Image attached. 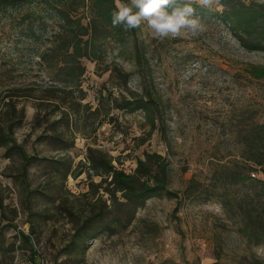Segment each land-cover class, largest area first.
I'll list each match as a JSON object with an SVG mask.
<instances>
[{
    "label": "rangeland",
    "instance_id": "1",
    "mask_svg": "<svg viewBox=\"0 0 264 264\" xmlns=\"http://www.w3.org/2000/svg\"><path fill=\"white\" fill-rule=\"evenodd\" d=\"M230 3L255 11L253 41L245 35L240 41L243 28L220 17ZM193 7L205 26L195 36L185 31L161 41L142 26L123 42L107 38L95 60L83 59L81 103L89 108L80 111V119L71 114L68 126L59 120L60 100L47 91L61 84L59 63L40 58L57 44L54 9L27 0L0 10V125L4 102L12 98L17 111L23 108L13 136L36 155L28 166L33 191L27 196L19 155L5 156L0 146V264L11 260L10 236L17 224L33 227L47 264H264V236L260 243L251 239V230L264 232L258 217L262 204L251 205L246 194L251 182L235 176L240 169L261 176L249 158L254 147L264 148V81L248 70L264 64V40L256 35L264 32V0H214L211 7ZM253 45L258 48L250 49ZM131 93L150 95L158 106V128L149 131L141 109L119 107L121 96ZM55 132L64 134L63 142ZM88 147L107 152L126 172L144 151L157 152L168 162L169 182L163 194L136 210L132 224L99 233L81 250L68 240L85 207L89 180L100 179L87 169ZM60 155L84 170L63 179L49 165V158ZM189 183L197 188L186 192Z\"/></svg>",
    "mask_w": 264,
    "mask_h": 264
},
{
    "label": "trees",
    "instance_id": "2",
    "mask_svg": "<svg viewBox=\"0 0 264 264\" xmlns=\"http://www.w3.org/2000/svg\"><path fill=\"white\" fill-rule=\"evenodd\" d=\"M22 1L27 0H0V10ZM38 1L51 6L58 21L57 44L49 49L51 51L49 56L44 51L40 54V58L46 61L47 57H49L48 60L59 63L57 73L61 84L59 86L51 84L47 91L49 92L48 95L60 100V106H56L58 112H60L59 120L64 121L68 126V122L70 120L72 122L71 114H77V118L80 119V111L88 107L87 103H81L83 98L80 78L86 68L82 60H95L103 42L107 38L111 37L113 40L123 42L126 36L134 34L136 29L125 31L121 26H112L111 13L116 10V0ZM124 2L127 3L128 0H124ZM229 5V10L220 14V17L224 21H233L243 28V34H238L237 36L240 41H243L244 35L253 41L252 37H255L256 31L254 25L257 20L255 11H243L242 9L245 7L243 3L239 5L230 3ZM80 9L88 10L87 14L86 11L79 13ZM256 35L261 36V39L264 40L262 29ZM249 48L256 49L258 46L253 45ZM136 51L137 53L140 51L138 46ZM248 71L252 77L264 81V64L251 66ZM121 97L120 108L130 111L141 109L149 125V131L158 128L156 125V120L160 117L158 116V106H154L149 94L131 93L128 97L124 95ZM113 99L115 101L118 100L115 97ZM4 103L6 105V118L4 125H0V146L4 147L5 156H10L12 153L19 155L21 160L19 175L25 194L28 196L33 191L29 189L27 183L28 166L36 159V155L33 153L30 155L13 136V129L22 118L23 108L21 107L20 111H17L15 101L12 98ZM53 137L60 142H63L65 138L62 132H55ZM252 150L251 158H249L251 160V168L254 169L259 166L263 169L264 148L254 147ZM143 155V157H136L135 161L137 162L133 170L126 172L123 167L120 168L112 162L113 158L107 152L93 147L87 148V167L100 179L97 182L90 179L88 190L82 194L85 207L78 214V219L68 240V244L73 249L74 247H78L81 250L84 249L87 243L101 232L112 234L120 229H125L129 224H132L136 210L140 209L147 199L159 196L167 189L169 168L166 158L157 152L144 151ZM72 160L64 155L55 156L49 158V165L52 170L60 172L63 179L68 174L75 177L84 168L80 164H76L73 167ZM232 165L239 168L238 164ZM220 166L223 168L227 167L226 165ZM245 173L243 169L236 170L235 176L238 177V181L249 180L251 182V191L246 194L251 195V205L254 202L262 204L263 213L260 216L258 215V217L264 226V179L250 177L248 173ZM196 188V186H192L189 183L185 191H194ZM1 189L0 187V206L2 204ZM220 203L223 207L227 206L225 201H220ZM25 204V206L29 205L28 202H25ZM66 209L68 210L70 207L67 206ZM242 213L244 218L248 217V214H246L248 213L247 208ZM27 215L28 219L32 216L29 211H27ZM3 217L2 212H0V218ZM32 231L33 227L30 228L31 233ZM243 231H245L244 228ZM1 235L0 232V237H2ZM253 235H255V238ZM263 236L264 232L255 233L251 230V239L252 237L255 239L254 243H260ZM27 242L28 239L24 237V243L26 244ZM10 247L12 249L11 242Z\"/></svg>",
    "mask_w": 264,
    "mask_h": 264
},
{
    "label": "clouds",
    "instance_id": "3",
    "mask_svg": "<svg viewBox=\"0 0 264 264\" xmlns=\"http://www.w3.org/2000/svg\"><path fill=\"white\" fill-rule=\"evenodd\" d=\"M214 0H118L111 13L113 27L125 31L146 26L154 38L161 41L176 38L185 31L193 36L204 31L201 18L195 15L193 5L211 7Z\"/></svg>",
    "mask_w": 264,
    "mask_h": 264
},
{
    "label": "built area",
    "instance_id": "4",
    "mask_svg": "<svg viewBox=\"0 0 264 264\" xmlns=\"http://www.w3.org/2000/svg\"><path fill=\"white\" fill-rule=\"evenodd\" d=\"M92 173V170L88 168ZM252 177L264 179V168H261V176H255L254 171L250 172ZM10 241L12 243L11 260L9 264H47L45 257L36 248L33 234L29 231L28 226L24 227L20 224L12 228ZM24 237L28 239L26 243L28 248H25Z\"/></svg>",
    "mask_w": 264,
    "mask_h": 264
}]
</instances>
